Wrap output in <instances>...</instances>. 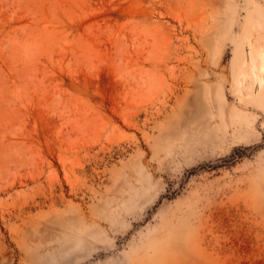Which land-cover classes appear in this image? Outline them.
<instances>
[{
  "label": "rangeland",
  "instance_id": "obj_1",
  "mask_svg": "<svg viewBox=\"0 0 264 264\" xmlns=\"http://www.w3.org/2000/svg\"><path fill=\"white\" fill-rule=\"evenodd\" d=\"M262 43L264 0H0V264H264Z\"/></svg>",
  "mask_w": 264,
  "mask_h": 264
},
{
  "label": "bare ground",
  "instance_id": "obj_2",
  "mask_svg": "<svg viewBox=\"0 0 264 264\" xmlns=\"http://www.w3.org/2000/svg\"><path fill=\"white\" fill-rule=\"evenodd\" d=\"M251 43V42H249ZM252 46V44H250ZM254 51L251 49L250 50V59H249V64H250V72L247 71L245 73H250V77H255V80L259 82L260 87L264 86V75L262 76H257V65L262 69L264 72V43H262L258 48L257 52L260 54V61L256 65V61L254 59ZM247 59H244L242 62L243 64H246ZM264 74V73H263Z\"/></svg>",
  "mask_w": 264,
  "mask_h": 264
}]
</instances>
